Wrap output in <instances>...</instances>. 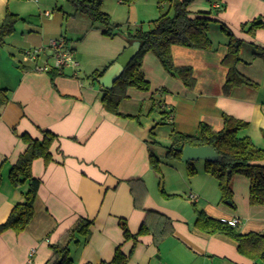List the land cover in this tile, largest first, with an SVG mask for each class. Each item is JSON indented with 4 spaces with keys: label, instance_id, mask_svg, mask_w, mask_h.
I'll use <instances>...</instances> for the list:
<instances>
[{
    "label": "crops",
    "instance_id": "crops-1",
    "mask_svg": "<svg viewBox=\"0 0 264 264\" xmlns=\"http://www.w3.org/2000/svg\"><path fill=\"white\" fill-rule=\"evenodd\" d=\"M60 2L0 0V22L9 12L22 18L0 45V83L11 91L0 116V224L28 187L14 186L9 179L28 147L21 135L41 138L45 129L58 135L52 161L33 162V174L41 181L33 219L23 232L7 229L0 234V264H45L53 253L50 244L63 240L81 217L92 220L93 228L88 241L71 245L74 264L110 261L118 246L131 254L127 264H264L237 250L233 238L207 233L194 224L198 208L222 221L238 218L241 233L264 234V204L250 203V179L235 174L232 200L223 201L219 181L205 171L206 160H193L197 173L190 176L186 160L167 152L170 162L161 168L156 155L162 143L171 148L173 130L195 134L205 122L220 131L225 114L248 121L238 136L264 148V58L255 56L264 49V26L255 34L242 29L253 20L264 22V0H193L189 7L192 12L223 8L213 17L244 41L238 69L257 86L236 85L225 91L227 35L216 41L211 36L210 50L174 45V62L193 68L194 87L148 52L141 70L151 89L130 87L120 104L121 112L134 117L109 112L102 102L103 86L84 79L118 60L129 45L126 37L102 34L86 14ZM64 22L68 43L80 62L79 73L67 68L53 82L49 72L35 69L49 54L34 60L25 51L47 45L59 36ZM70 33L81 34L79 42L75 44ZM157 181L164 187L154 189ZM192 193L199 195L198 201L189 198ZM124 221L133 234L142 225L149 233L135 244L125 238Z\"/></svg>",
    "mask_w": 264,
    "mask_h": 264
},
{
    "label": "trees",
    "instance_id": "trees-1",
    "mask_svg": "<svg viewBox=\"0 0 264 264\" xmlns=\"http://www.w3.org/2000/svg\"><path fill=\"white\" fill-rule=\"evenodd\" d=\"M69 1L76 7L77 11L86 14L94 24H97L102 29V34L114 37L119 33H123L129 45L134 41L140 42L138 52L115 81L114 86L110 89L102 87L103 105L113 114L134 117V115L123 113L120 110V104L127 97L128 89L130 87L145 91L151 89L150 81L141 70L143 59L148 52H153L169 73L182 79L187 86L194 87L196 79L193 75V68L175 64L172 46L181 45L193 49H212L214 43L210 31L215 23L219 24L221 30L228 37V51L223 59V64L227 67L225 91L228 92L236 85L257 86L256 82L238 69V63L242 60L241 52L244 41L236 37L227 25L213 17L223 9L222 7H214L210 11L192 12L189 7L193 0H172L173 13H163L153 21V25L149 29H145L141 25L135 28L134 31L130 29L122 31L119 29L120 24H116V31L112 26L109 13L102 9L103 0ZM21 20L20 15L12 12L7 13L6 18L0 22V45L6 43V37L15 32L17 24ZM263 26V21L253 20L244 24L242 29L255 34ZM256 55L264 58V49L261 48L259 52H255ZM110 65L102 70L93 71L91 75H88V78L98 83L97 78L102 76ZM62 71L58 69L49 71L53 82L55 77ZM10 100L11 91L1 86L0 83V116L2 108L9 104ZM248 126V121L225 114L224 127L220 131L213 130L205 122L200 124L198 132L195 134L173 130L171 134L172 145L168 151V156L181 159V147L187 144L214 147L217 153L220 154V160H206L204 168L208 174L219 181L222 200H232L233 177L235 174H241L250 179V203L262 205L264 204V148L255 145L249 137L238 136V132ZM41 133V138H33L27 133L21 135L28 147L12 166L9 179L14 186L27 184L28 187L24 192L23 200L15 204L7 220L0 224V234L7 229H13L17 233L23 232L35 215V201L41 181L33 174V162L36 159L43 158L45 163L49 164L53 159L52 146L58 139V135L51 130L45 129ZM151 160L154 167H157L155 164L157 159L151 155ZM186 162L188 163V174L190 176L195 175L197 168L194 161L186 160ZM1 182L2 176L0 173V186ZM195 210L197 218L194 224L199 229L210 234H223L233 238L237 242V250L253 259H260L264 262V234L258 232L241 233L236 226L211 217L202 209L197 208ZM92 224L93 221L88 218H79L63 240L50 244L53 253L45 264H74V259L70 256L71 245L81 242V239L84 243L88 241L93 228ZM122 226H124L125 238L132 239L135 244L138 242L140 235L149 233V228L145 225H142V228L136 234L130 232L125 221L122 222ZM130 256L131 254H125L121 246H118L112 260L102 261L99 264H127Z\"/></svg>",
    "mask_w": 264,
    "mask_h": 264
},
{
    "label": "rangeland",
    "instance_id": "rangeland-1",
    "mask_svg": "<svg viewBox=\"0 0 264 264\" xmlns=\"http://www.w3.org/2000/svg\"><path fill=\"white\" fill-rule=\"evenodd\" d=\"M61 1L62 2L60 3H64V5H66V8L74 10V7H72V4L69 0V2L67 0ZM171 3L172 0H103L102 9L105 12L109 13L112 26L114 29H116V31V24H120L121 27L119 29H121L122 31H127L128 29L134 31L135 28L141 25L145 29H149L153 25V21L160 17L163 13L167 12L172 14L173 9ZM51 10L53 9L51 8ZM78 16L79 18H85L86 20H88V17L80 12H78ZM66 23L67 22H64V26L60 29V34L58 35H63L68 39L67 33H69V28ZM69 35L75 44L79 42V39L82 37L81 34H79L80 36H76L75 34L70 33ZM210 36H212V38L214 37L216 41L221 40L223 36L226 38V33L222 31L221 28L215 23L212 25ZM84 79H88L87 75H85ZM164 144L166 146H163ZM164 144L162 143L156 148V155L160 158V161L158 163L161 168H165L164 165L170 162L168 157L166 156L168 150H170V146L169 144ZM178 162L180 164L184 163V161ZM153 187L154 189H158L160 187L163 188L164 182L163 184H160L159 181H157L156 183H154Z\"/></svg>",
    "mask_w": 264,
    "mask_h": 264
},
{
    "label": "built area",
    "instance_id": "built-area-1",
    "mask_svg": "<svg viewBox=\"0 0 264 264\" xmlns=\"http://www.w3.org/2000/svg\"><path fill=\"white\" fill-rule=\"evenodd\" d=\"M46 14H50V12H46ZM25 52L34 60L38 59L42 54H49L43 64L36 65L35 69L38 71L49 72L53 69L65 70L67 68H72L76 76L79 73L80 63L76 57V51L69 45L67 38L63 35L50 39L47 45L29 48ZM170 119H172V116H170ZM189 198L196 202L199 200V195L192 193L189 195ZM224 221L233 226L239 224L238 218ZM33 253L34 250L31 251V255H33Z\"/></svg>",
    "mask_w": 264,
    "mask_h": 264
},
{
    "label": "water",
    "instance_id": "water-1",
    "mask_svg": "<svg viewBox=\"0 0 264 264\" xmlns=\"http://www.w3.org/2000/svg\"><path fill=\"white\" fill-rule=\"evenodd\" d=\"M140 48V42L134 41L129 45L123 53L118 57L113 64L105 71V73L97 78L104 89H110L114 86L115 81L120 77L125 70V67L130 63ZM183 160H198L204 159L209 161L220 160V154L216 149L209 145L192 146L185 145L181 147ZM230 202V201H228Z\"/></svg>",
    "mask_w": 264,
    "mask_h": 264
}]
</instances>
